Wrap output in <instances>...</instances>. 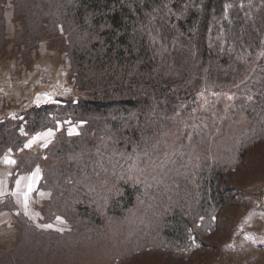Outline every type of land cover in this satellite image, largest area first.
Instances as JSON below:
<instances>
[{"label":"trees","instance_id":"obj_1","mask_svg":"<svg viewBox=\"0 0 264 264\" xmlns=\"http://www.w3.org/2000/svg\"><path fill=\"white\" fill-rule=\"evenodd\" d=\"M34 51L67 90L0 113L10 188L48 192L38 221L0 196V264H133L228 228L264 157V0H0V66Z\"/></svg>","mask_w":264,"mask_h":264},{"label":"crops","instance_id":"obj_2","mask_svg":"<svg viewBox=\"0 0 264 264\" xmlns=\"http://www.w3.org/2000/svg\"><path fill=\"white\" fill-rule=\"evenodd\" d=\"M33 56L37 59L38 64L32 61L30 68L24 67L20 70L16 60H13L10 64L7 63L11 67L9 74L0 72L2 78L0 81V113L6 111L13 113V111H17L32 101L35 103L50 101L57 95L66 92L67 89L61 82L65 81L67 77L57 73L53 62L46 61V57L42 56L38 59L35 51ZM46 65L52 67L53 70L49 83L44 82L45 75L43 73L37 72L40 67ZM55 85L58 88H54ZM2 175L4 174L2 173ZM5 179L8 182V175L5 176ZM39 180V172L36 171L19 177L13 188H10V185L7 186L6 183V187H9L14 193L18 186L24 187L22 195L25 196V200L20 208L33 221H38L41 217L40 213L33 207L34 202L29 195L33 187H35V192L40 190ZM24 184L26 185L22 186ZM7 192L5 190L3 195ZM248 202L245 214L241 216V211L245 205L242 204L236 218L228 227L229 229L215 233L218 234L216 240L211 238L213 234H201V241L196 239L191 250L175 252L174 256L183 261L184 264H264V210L258 204L259 202H256L255 196L250 198ZM261 204L264 205L262 202ZM0 218L4 217L0 216Z\"/></svg>","mask_w":264,"mask_h":264},{"label":"rangeland","instance_id":"obj_3","mask_svg":"<svg viewBox=\"0 0 264 264\" xmlns=\"http://www.w3.org/2000/svg\"><path fill=\"white\" fill-rule=\"evenodd\" d=\"M46 53H47V50H46ZM48 55L46 54L45 57H47ZM53 58H57V54H53ZM51 61V60H50ZM52 62H54V60H52ZM58 62V60H57ZM10 68L8 66V64L6 65H3V66H0V72H3L2 70H5L6 72H8L7 74L10 73ZM38 73L41 72L43 73V75H51V72H53L52 70V67L50 66H44V67H40L37 71ZM69 87V86H67ZM54 88H58L56 85ZM65 88V86H64ZM222 121H220V124ZM230 124V125H229ZM229 132L230 134L234 131H236L238 128H239V125L237 123V120L236 119H233L230 123H229ZM217 127V126H216ZM219 130V129H218ZM221 132V131H220ZM42 139V136L41 135H38L34 138H32L30 140V144H29V148H37V145L35 144L36 141H39ZM264 149V146L261 148V150ZM253 156V155H252ZM262 154L261 155H254L253 156V159L255 161L258 162V167H256L254 169V171H256L257 173L255 174H252L250 175L251 179L250 178H247V175H242V180L245 181V185L240 189L239 193H238V201H239V204L242 205V204H245L244 205V209L241 211V216L245 214V212L247 211L246 210V207L248 206L249 204V200L250 198H252L253 196L256 197V202H259L258 204L260 205V207L264 210V205L261 204L264 203V167H263V164H264V157L262 159ZM246 169L243 170V172H245ZM1 174H0V196L3 195V192L8 191L9 193L12 194V196L15 198L17 204L19 207H22L21 204L24 202L25 200V196H23L22 194L24 193V187H21V186H18L17 189H16V192L14 193L13 190H11L9 187V181L7 182L6 179H5V176L8 175L7 174V171L5 168H3V170L0 171ZM2 173L4 175H2ZM6 183H7V186L9 187H6ZM27 184V183H26ZM26 184L22 185V186H25ZM6 188V189H5ZM9 188V189H8ZM8 189V190H7ZM34 192V194H33ZM46 196H48V192H44L42 190H38L35 192V187L32 188V192L30 193L29 197L31 200H33V202H36L37 200H40V199H44V198H47ZM248 202V203H247ZM255 202V201H254ZM238 207V206H237ZM240 211V207H238L236 209V212L234 213L232 219H231V215L228 214L229 217H227V219H231L230 222L228 221H224L225 223V227H230V225L232 224V221L236 218V215L237 213ZM2 217H8V215H1ZM218 227H222L221 230H219L218 233L222 232L223 231V225L220 224L218 225ZM226 229H229V228H226ZM226 229H224V231H226ZM12 227L10 228H7L5 225L2 226V229L0 231V235H1V238H3V240H8L11 238L12 236ZM217 236L218 234H215L213 233V235L211 236V238L213 237L214 240L217 239ZM119 242L118 241H115L113 243V245H117ZM85 257V256H84ZM82 257V259L84 258ZM84 262V261H83ZM98 263L99 264H102L103 263V258L101 260H98ZM96 263V264H98ZM133 264H184L183 261H181L179 258L175 257V256H167V255H146L140 259H136L132 262Z\"/></svg>","mask_w":264,"mask_h":264},{"label":"built area","instance_id":"obj_4","mask_svg":"<svg viewBox=\"0 0 264 264\" xmlns=\"http://www.w3.org/2000/svg\"><path fill=\"white\" fill-rule=\"evenodd\" d=\"M50 80H51V77H50V75L48 76V75H45L44 76V82L45 83H49L50 82ZM0 81H2V78H1V76H0Z\"/></svg>","mask_w":264,"mask_h":264}]
</instances>
